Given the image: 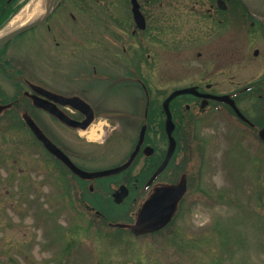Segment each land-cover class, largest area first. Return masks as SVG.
<instances>
[{"label":"rangeland","instance_id":"374dc122","mask_svg":"<svg viewBox=\"0 0 264 264\" xmlns=\"http://www.w3.org/2000/svg\"><path fill=\"white\" fill-rule=\"evenodd\" d=\"M209 3V0H153L154 7L145 5V14L154 16L152 25L159 30L154 34L158 37L150 43L147 33L139 34L131 53H122L120 58L110 50L104 65L106 75L125 79L128 71L125 67L135 70V62L137 71L131 75L136 87L126 93L123 89L117 90L106 99L107 107L117 104L118 108H127L134 103L143 115L141 109L146 96L138 80L148 84L151 99L160 104L174 89L190 87L205 79L194 72L193 60L200 47H194L192 42L198 38V20L206 13ZM125 4V9H130L129 2ZM125 14L118 9L116 15L124 18ZM45 35L40 46H34L28 38L23 45L29 48L21 51L18 47L4 60H10L9 68L19 67V71L30 76L53 72L49 67L56 69L64 76L54 83V89L69 93L71 87L63 84L68 77H74L73 72L64 59L57 61L48 55L60 49ZM166 39L171 44L181 46L185 42L187 46L177 50L181 55L168 52L162 45ZM119 44L122 48L128 45L127 42ZM232 49L233 57L245 58L251 66L235 69L230 77H222L226 83L246 85L260 71L264 76V38H237L232 42ZM255 49L260 51L258 58H254ZM129 55L134 58L130 64ZM115 57L120 59V65L113 63ZM0 86L9 97H4L6 100H19L21 91H28L25 86L15 90L11 79L2 75ZM102 87L86 96L97 100L100 92L109 90L107 85ZM246 97L241 109L258 126L260 117L264 116L262 104L251 100L256 97L254 94ZM181 100L188 101V98ZM20 102L17 110L0 115V264H213L211 260L217 257H223V264H264V145L257 138L259 126L249 127L225 108L203 113L194 132H190L194 140L191 148L194 161L190 164L189 191L180 213L163 231L136 237L130 230L103 225L83 202L93 204L94 201L108 212L112 223L134 222L140 203H134L131 198L125 202L126 207L117 206L105 197L103 190L100 193L104 196L90 197L83 191L84 186L51 158L26 128L21 114L32 110L27 100L20 99ZM48 125L53 137L67 142L71 131L58 123L54 127V122L48 121ZM98 128L106 132L105 121L100 120L90 138H98ZM76 146L83 147L77 142ZM112 192L113 188L109 187L106 194ZM141 198L145 199L146 194ZM219 222L231 235L227 248L222 246L215 230ZM77 226L83 232L74 236L79 230L75 229ZM178 242L189 243L190 247L182 249Z\"/></svg>","mask_w":264,"mask_h":264},{"label":"flooded vegetation","instance_id":"af4514ba","mask_svg":"<svg viewBox=\"0 0 264 264\" xmlns=\"http://www.w3.org/2000/svg\"><path fill=\"white\" fill-rule=\"evenodd\" d=\"M31 1L0 0V39L11 32L8 31L3 34L10 22ZM48 1L52 3V9L44 24L18 35L0 49V75L10 78L16 87L15 89L12 86L15 90H18L20 87L22 89L23 86L28 88V91H21L22 97L19 98L21 101L26 99L32 111H23L22 116L28 113L36 124L42 128L78 167L90 172L116 169L126 164L137 149L143 126L147 125L145 140L141 145L138 156L130 168L119 174L121 177L116 175L91 181L79 180V183L91 194L101 192V190L104 192L108 186L113 188L114 193L120 187L126 186L130 193L125 200L133 198L134 203H141L138 207L139 210L141 205L160 187L175 186L183 180H187L189 186L192 172L190 164L194 161V156L191 153L194 140L191 139L190 132L199 124L200 116L208 108L220 110L221 106L209 97L194 95L190 96L187 102L183 100L172 102L171 111L176 124L174 137L177 142V149L167 168L150 183L154 174L164 163L169 152L170 139L166 126L164 125V128L160 126V124L163 122L165 124L167 121V116L163 110L166 99L161 102L162 110L156 104V108L150 111L152 101L151 105L149 101L145 102V105L141 109L143 115L140 113V110H137L138 106L133 105V102V104H128L127 108H118L117 104L107 107L109 105L106 103L108 101L106 99L111 95H115L117 90L123 89L126 93L136 87V84L132 83V78L130 77L132 73L135 74V70L137 71L136 62L134 64L135 70L125 67L128 70L124 77L125 79L106 75L104 65L106 57L110 54V50L111 54H115L118 58H120L122 53L130 54L131 47L134 44L136 46L139 34L147 33V39L150 43L158 37L154 35L159 33V30H156V27L154 29V25H152L153 15L151 13L147 15L144 11L145 5H149L150 8L154 7L153 0H139L141 10L146 18L147 25L145 30H138L137 28L133 12V0ZM209 1L211 3L205 7L207 9L206 13H202L200 15L202 19L198 20L200 28L197 31L198 38L192 42L194 47H200L197 57L193 60L194 64L196 63L194 65V72L195 74L205 76V79L207 77V80H198L190 87H196L200 94L204 96H231L238 106L247 101L246 94L244 93L254 94L256 97L251 100H257L263 106L264 76L261 71L251 77L252 79L248 80L246 85L229 84L222 77H230L235 69H247L251 66L250 62H247V59L233 57L232 42L237 40V38L241 40L259 36L264 38V18L249 12L240 0ZM125 2H129L130 9H125ZM118 9L126 12L124 18L117 17ZM128 17H130L129 20ZM163 33L166 34L167 30ZM45 34L51 37L55 48L60 49L59 51L48 52V55L53 56L57 61L64 59L67 67L73 72L74 77H68L66 79L67 82L63 86L74 87L77 89L76 91H72L70 88V91L68 90L69 93L65 94L55 90L54 86L56 85L54 83L59 77L64 75L56 72V69H52V67L49 68L53 72H48L47 74L41 72L40 74L36 73L30 76L25 71H19V67L9 68L10 60H4L6 55L15 51L18 47L19 49L21 48V51L29 48L28 45H23L28 38L29 41L33 42L34 46H40L42 37H46ZM125 42L128 45H122L123 48L119 47V43L125 44ZM162 45H164L168 52H176L178 55L182 53L177 50H183L184 46H187L185 42L181 46H177L178 43L171 44L168 39ZM243 53L236 52L238 55ZM253 55L255 56L254 58H258L260 51L255 49ZM116 57L113 59V63L120 65V59H116ZM13 58L15 61L16 57ZM133 59L129 55L127 60L129 64L134 62ZM149 60L150 55L147 58V61ZM138 71L140 72V68H138ZM139 81L145 96L151 99L152 91L148 84L141 80ZM118 83L119 85L116 86ZM120 84L123 86H120ZM103 85H107L109 90L104 93L100 92L97 100L94 101L88 95L86 96L88 93L99 91L98 87L101 88ZM222 87L229 88L223 89ZM42 90L62 95L69 99L79 98L83 100L89 107H86L84 103L79 101L70 103L67 106H63L57 102V105L74 122L88 123L87 128L80 129L78 128L79 126L73 124H64L43 108L35 106L33 96L38 95L45 98L41 96L40 91ZM176 90L178 89H174L173 92ZM3 92L4 88L0 86V107L9 104L13 105L16 102L20 103V101L14 100L11 103L5 104L4 97H9H6ZM74 104L77 105V108ZM203 104H206L205 108H202ZM225 106L229 107L228 105ZM257 112H260V110L258 109ZM261 118L263 117H260V121L262 120ZM100 120L105 121L107 131L104 132L101 128H98V138H90V133L94 130L95 126L100 125ZM249 120L252 125L244 123L251 128H255L256 123L250 118ZM48 121L52 124L54 122V127L58 123L68 129V131H71L69 132L71 136L67 138V142H62L61 139H58L59 137H53L49 130L50 127H47ZM184 121L188 123L186 127L181 124ZM156 124H159V128L154 126ZM25 126L28 128L26 124ZM28 130L30 131L29 128ZM76 142L82 144L83 147L76 146ZM143 194H146V198L142 200ZM86 207L98 217H102V214L94 206L87 205ZM136 215L137 212L134 214V220L136 219Z\"/></svg>","mask_w":264,"mask_h":264},{"label":"water","instance_id":"95a60500","mask_svg":"<svg viewBox=\"0 0 264 264\" xmlns=\"http://www.w3.org/2000/svg\"><path fill=\"white\" fill-rule=\"evenodd\" d=\"M244 5L253 13L259 15L260 17L264 18V0H242ZM47 14H49L50 11V5L48 6ZM134 13H135V19L140 28H145V18L140 12V6L136 0H134ZM47 16V15H46ZM40 23H33L29 26L22 27L18 29L15 33L12 35L2 39L0 41V48L4 46L12 37L28 30L31 28H34L38 26ZM194 93L197 94L195 89H185V90H180L175 93H173L165 102L164 107L166 110V113L168 115V120H167V131L171 139V147H170V153L168 156L167 161L165 164L162 166V168L158 171L156 176L160 174L164 168L166 167L169 158L172 156L176 143L174 138L172 137V133L174 131L175 125L172 121V116L170 112V103L178 96L184 95V94H190ZM49 98H54L55 100L62 102L63 104H67L69 102L68 99H64L62 97L58 96H53L52 94H46ZM221 101H227L231 103L237 114L245 121L246 118L243 116V114L240 112V110L236 107L235 103L230 100L229 97H224L220 98ZM36 105H40L42 108L48 110L52 114L56 115L58 118H60L62 121L66 123H70L69 119L62 113L60 112L55 106L51 105L49 102H43V103H35ZM1 110V109H0ZM27 124L30 126V128L33 130V132L36 134L38 139H40L45 147L54 155H56L59 159H61L66 165H68L75 174L80 176L83 179H95V178H100V177H106V176H111L114 174H118L120 172H123L126 170L134 161L135 157L137 156L140 146L144 140L145 132H146V127H144L142 136H141V141L140 144L138 145V148L136 152L132 155L131 159L129 160L128 163L123 165L122 167L111 170V171H103V172H95V173H89L86 171H82L79 168H77L70 160L69 158L41 131V129L36 126V124L33 122V120L28 116H24ZM260 138L264 141V128L263 130L260 131ZM187 190L186 182L180 184L179 186L176 187H163L155 190V193L153 196L145 202V204L142 206L136 223L131 226L132 232L136 236H142V235H147L151 233L158 232L168 226V224L172 221L177 208H178V203L182 199V197L185 195ZM128 191L126 188L122 187L120 191H118L114 197L115 201L117 203H121L123 199L127 196ZM118 227L124 228L126 227L125 225H118Z\"/></svg>","mask_w":264,"mask_h":264},{"label":"bare ground","instance_id":"6f19581e","mask_svg":"<svg viewBox=\"0 0 264 264\" xmlns=\"http://www.w3.org/2000/svg\"><path fill=\"white\" fill-rule=\"evenodd\" d=\"M47 0H33L25 9L19 13L9 24L6 31L3 33L5 34L8 31L14 30L19 28L23 25H26L37 17L45 10ZM2 34V36H3ZM1 36V37H2Z\"/></svg>","mask_w":264,"mask_h":264},{"label":"trees","instance_id":"16d2710c","mask_svg":"<svg viewBox=\"0 0 264 264\" xmlns=\"http://www.w3.org/2000/svg\"><path fill=\"white\" fill-rule=\"evenodd\" d=\"M104 219L102 220V224L103 225H106L108 223V221H111L112 219L108 216V214L104 213ZM80 226H77L75 227V229H79ZM216 232L218 233V236H220L221 238V244L222 246L224 247H229L230 246V239H231V235H228V229L226 226H224L222 223H217L216 225ZM83 231L82 230H78V231H75V234H73L74 236L76 235H80ZM72 236V237H74ZM74 239V238H73ZM75 240V239H74ZM179 246L183 249V248H187V247H190V244L189 243H179ZM183 245V246H182ZM220 246V245H219ZM211 262H213V264H223L224 261H223V257H217V259H214V260H211Z\"/></svg>","mask_w":264,"mask_h":264}]
</instances>
